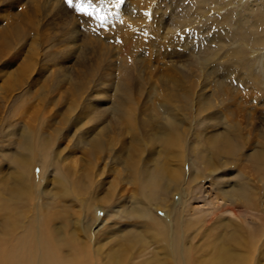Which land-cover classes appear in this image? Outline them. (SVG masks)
<instances>
[{"label": "bare ground", "instance_id": "1", "mask_svg": "<svg viewBox=\"0 0 264 264\" xmlns=\"http://www.w3.org/2000/svg\"><path fill=\"white\" fill-rule=\"evenodd\" d=\"M219 1L221 0H124L122 5L123 9L120 11L118 7V11H119L118 13H120V15L122 16L124 15V17L126 16V18L124 19L129 18L132 21L133 20L136 21L135 23H132L130 22V20H128L129 31L123 33L122 34L123 37L133 38L134 32H131L130 30L132 29V26L135 25H138L139 27H145L146 29H148L151 26L153 28L154 21H155V25L159 26L157 27L159 29L167 25L166 26L167 32H164V34L161 33L162 35H159L158 32V36L156 35L155 37L148 39L150 41L148 43L150 44L154 42V44L155 43L157 44L159 40L166 39L165 43L166 45H168V49H165V54L168 55L170 59H173L175 55L181 59H184L183 57L185 58L194 57L196 59V62L195 64H192V66L195 67L197 73H193L194 72L192 71L193 69L191 70V68H189L190 66H187L185 64L180 65L179 67H177L176 64L175 65L173 64L174 67L176 66L173 69H175V71L179 73L176 76H172L173 78L171 80L173 86L172 85L168 86L170 88L171 93H173L174 97L171 98L172 95L168 97L170 93L166 92L167 94L164 93L160 95V98L162 99L160 101L157 100L158 101L157 103H155L153 100L152 101L150 100L151 96L147 97L146 102L148 104L143 105L144 108L142 110V113L143 112L146 113L147 116H144L143 118H140L139 121H136L135 118L136 109L133 106H129L128 102L130 100H132L131 102H133L134 99L133 94L135 92L132 91V86L130 84V81L132 80V82H134V80H136L138 76L133 77L132 75H130L132 73V70H130V65L126 64L123 61V65L120 67V72H119L120 75L118 76L116 83H114V81L109 83L111 87L114 88V93L116 94L115 97L116 100H114L113 102L109 101V104L105 103L103 108L104 111H106L107 117L108 118L111 117L109 121H106V119L103 120L100 119L98 113L101 112V110H99V112L97 110L95 111L97 106H99L101 103L97 102L93 104H88L85 101L84 103V105L86 106L85 110L78 115L76 120L74 118L71 121L73 117L70 118V116H72L71 113L75 111V108L80 107V106H76V104H73V106H71V104L70 106L66 104L64 112L63 113L61 112L62 117L56 120L59 122L58 124H62L63 126L64 124L66 126L70 125V127L74 129L75 128L78 129V131L81 133L77 131V133L71 134L70 132H68V128L65 127H63L62 129L58 128L56 127L58 125V124L56 125V121H54L56 126L53 125H52L53 127L51 126L53 129V131L52 129L51 131L56 135L57 137V138L55 137L56 139L59 140L60 138H62V134L60 137V133L64 132L65 130L67 135L64 136L69 137V135L71 134V137H73L70 140L72 141V144L74 143L83 144V148L85 149L86 154H88L89 156H95L96 158L98 157V159L100 158L104 159L105 158L104 155H106V153L108 152L110 154V156L108 157V164L112 163V164L121 165V167L124 170V173H121L119 172V170H115V168L111 169V171L113 170V173L115 172L117 176L119 175V179L120 176L121 179L122 177L123 179L124 178L127 179L129 174H131L134 177L137 184L136 196H134V199L130 203L126 202L125 205L124 202H122L120 203V205H118L117 210H115V213H112L113 215L111 216L113 219V226H109L108 229L104 228L103 230H99L98 232L92 231L91 225L94 223L95 220H93L92 218H91L92 221L89 220L88 213H90L92 209H90L89 207L90 204L88 205L87 203H86V205H88L86 208L87 210L85 209L84 210L85 212L82 210L84 212L83 217L82 216L80 217V215H82L80 212L81 210H78L79 211L78 217L70 221L63 220L61 222L59 220L60 225L59 226L57 225L58 227L53 226L51 224V220L53 219L50 220V218L46 217L45 215L43 219H39V217H37V214L31 216V213L26 223L21 222L22 212H20L19 207L21 205L24 206L27 203L28 199H31V194H32L31 185L33 184L32 181L34 180L32 173L33 165L37 164L38 161L40 162L41 168H44L46 165L48 166L47 162L50 160L51 151L53 152V163L55 166L59 164L58 161L60 158L62 162L66 161L65 163L67 167L66 171L63 172L57 167L55 169V174H58V179L53 178L57 182V186L60 187L62 192L69 193V195H71L72 197L73 196L76 197V195H78L81 191H83V187L85 188L84 184L83 186L80 184V178L81 180L87 178L88 180H91L93 179V177L91 178V176H93L94 174L90 173V171L92 170V166L88 161H85L86 164H84L83 168L81 170L79 168L78 170L77 169L78 159L74 158L75 155H73V153L68 149L69 146L60 147L58 143H56L57 142L56 139L53 140L51 135L48 134L49 131L47 132L46 130V126L50 125V120L49 123L48 120H46L48 117L43 118L42 116H39L38 117L39 119L37 120L36 124L27 125V127L24 125L25 126L24 129H21L23 128V126L19 128L21 130L18 135L19 142L15 146L16 148L13 149L12 147L9 149H5L3 150L4 153H2L5 159L7 160V162L9 163V165L10 164L12 165V168H14V170L12 172L13 175L11 177L12 181L11 184H9V186H7L8 185L7 179L5 180L0 179V216L3 215L0 226V264H98V261H100L101 257H98L97 254L100 251L103 245L102 241L104 240L102 239V234H104V232L106 231L107 232L109 231L110 234H113L116 231L117 234L118 233L117 229L119 228L118 227L114 228V226L120 223L119 222L120 217H125L133 221L139 220V222L137 223L140 225L139 227L141 226L145 227V229L149 231V234L157 237L158 239H161L163 243H165L169 247L168 249L170 251H168L167 249L165 251V256L168 258L165 261L157 262L156 264H257V262L255 261L254 254L257 251L256 249L258 248L257 247L258 241L260 240L261 235L264 233L262 232L264 230V225H263L264 220L262 219L260 222L258 221L259 222L258 223L254 219L247 220L246 218H244L243 220H241V222L243 224L245 223L244 225L249 224L250 225L248 226L249 228H245L240 223L238 225L236 224V226H238L239 228V232L236 233L235 231L226 236L219 235L220 237L218 241L216 240V242H214L212 246L214 248V251L209 254V257L207 259H200V257L195 254L197 248H195V246L192 247L191 244H189L192 240L191 241L188 240L189 243L184 241L185 238L184 234H186L191 229V227H193L194 222L198 223V221H194V222L183 221L184 215L186 213L188 215L190 213H193L192 210L194 209V206H192L188 201L189 200L188 195L190 194L188 191L189 183L195 182V180L199 178L200 176L199 174L202 173L198 171L197 172L192 171L193 167H195L194 163L196 164L202 163L203 164L202 171L204 170L209 175V173L213 174L215 172L216 173L218 172L217 171L218 166L214 163V159L218 160L225 158L221 163H219V167H225L227 166L226 159L235 158L237 157V155H239L253 162L255 166L253 165L252 166L256 168V171L263 173V175L262 174L261 175L264 178V129L262 128L259 129L261 131L258 132L259 136L258 135L257 136L260 137V139H258V141L256 140V142L253 143L250 140V138L252 137L250 135V132L243 133V127L240 125V123L234 120V112L230 108V104L224 103V99H225L224 89L228 91L226 93L228 96L230 94H233L238 88H244V89L251 88V89H255L257 92L258 88H261L263 86L264 56H262L261 58L260 56H256L257 54L256 52L251 51L252 53L250 54L249 51L250 55L249 57H246L247 58L246 60L239 48L234 49L233 51H229L228 55H226L227 57L219 55V50H221L224 46L228 45V43L237 36L242 37L244 40L248 41V43H252L253 45L260 46L264 44V0H261L262 1L261 4L262 7H260L261 9L256 13H252L254 20L252 21L251 19L252 22H251V26L249 25L250 28L247 29L245 23L249 19L251 12H249L248 15L244 14L236 18L235 25L237 28L235 33H230L228 31V28L224 26L225 25L224 16L219 17L216 15H212L205 24L201 23L204 15L206 14V12H208V10H205L204 7L208 5V3L213 2L214 4ZM39 2H41L39 3V5L48 8V10L50 8L49 6H53L51 2L48 3V0H43V1L39 0ZM96 5L97 7L99 5H103V1L99 0ZM135 8L136 11H134ZM64 10L66 9L64 8ZM114 14L116 13L114 12ZM115 16H117L116 19H120L118 15ZM146 16H151L152 21L146 22L145 21ZM110 18L109 20L111 21L112 28L116 29L117 25L114 26L115 18L114 21H112V19ZM197 19L198 21H196ZM139 20L141 21L139 22ZM184 28H187L185 33L183 31ZM135 30L136 29H133V31ZM180 30L182 32L181 37H179ZM72 32L73 30H69L65 32L66 35L65 40L67 42L70 41L75 42L77 40L76 34H73ZM93 39L96 40L95 38ZM215 41L217 43H220L217 45V48L211 49L210 47H208V45L216 43ZM88 42L91 43V46L89 47L84 45V49L82 50L83 52L80 51L81 55L79 57L83 56V59L84 56H86V54L84 55V53H88L90 50L93 53L92 54L93 57L99 55L96 54L97 51H100L99 50L100 48L99 49L97 48L96 43H95L96 46L93 45L92 44L93 42L90 37L86 43L88 44ZM141 42L142 41H140V43ZM110 44L111 43H109V45ZM158 44H160V42ZM174 46H176V48ZM177 46L184 47L185 51L179 50ZM153 48L156 47L153 46ZM108 52H106L105 50L104 54H108ZM97 60L99 64V61L101 60H99L98 58L96 59V61ZM84 63L85 62L83 60V64ZM39 72H37V74H39ZM63 72L64 71H62L61 75L65 77V81L69 83L71 86V90L69 88L67 90L77 93H79L80 88L82 89L85 87L84 86L85 83H89V80H91L87 76L91 77L92 75V74L87 75L85 74L86 72L85 73L82 72L79 74V71H77L76 74L78 75L75 76V78L73 77L69 79L70 76L66 72L64 73ZM198 72L204 73V76H202V74H199ZM195 74L198 75L196 77L197 80L196 78L195 80H192L191 77H193ZM28 75L29 74H27L26 76ZM224 75L226 76V78L223 77ZM200 76H202V78L199 81L198 79L200 78ZM178 77L188 79V82L189 83L191 82V85L189 86L191 90L193 89L195 90L198 87H200V89L204 91L206 87L211 86L212 91L207 94H205L202 91L197 95V98L195 97L196 99H193V97L191 96L184 95V98L180 97L179 98L180 101L176 102L177 100L176 92L179 90V88H182L180 86L181 83ZM107 78L110 79V74L109 75L107 74ZM161 78L163 79V77ZM44 80L46 81L47 79ZM61 80L62 79H59L57 83L58 84L61 83ZM6 81L9 80L7 79ZM11 82L12 81H10V83ZM161 82L166 89V86L168 84L166 83L165 79L161 80ZM20 84L22 86L25 85L28 87V85H26L27 82H24V84L18 82V86ZM43 87H45L44 84ZM38 91L40 92V90ZM103 91H105V89L100 88L97 90V93ZM82 92L85 93L84 91ZM136 92L141 94L139 91ZM157 94L159 93L154 91V95L157 96ZM256 94H258V92ZM26 95H27V89L25 94V97L27 98L24 99L28 100L29 97ZM255 96L256 98L259 99V101L262 104H264V90L262 92V95L259 94L258 97L257 95H253V97L251 98H254ZM77 97L78 94L76 98ZM31 98H35V96L30 97V99ZM247 98L248 99L246 100V104H248L250 101V98L249 97ZM56 99L50 98V101L53 103V101H55ZM58 101L60 102V100ZM149 101H151L150 104ZM166 101L168 103L165 104L164 102ZM74 102L76 101H73L72 103ZM182 102H184L185 105L181 104ZM20 104H22L23 106L26 105L25 103H21V102ZM60 104L62 103L60 102ZM180 107L182 108L186 107L185 111L192 110V107H194L196 115L205 112V115L201 117L202 118L201 122H203L204 125L196 133H193L194 135L193 137L196 139L200 137H204L205 142L208 145V151L206 150V152H203L202 149L196 148L195 144H193L194 146L191 145L190 148L188 145L185 146L186 145L185 140L187 139L184 140V138H186L187 134L190 133L192 134L193 127H192V122L187 121L185 112H183ZM217 109H219V112ZM58 110L59 109L57 108V113ZM61 111L63 110L61 109ZM52 115L54 114H51V116ZM251 116H252V112L249 110L248 107V110L246 109L244 113L245 122L246 125L249 126L250 131L251 130L253 131V129L256 128V126H254L255 125L254 122H251ZM80 118L86 120V122L84 121L82 124ZM92 119L93 120L99 119L101 121H97L96 123H93L91 122ZM261 120L264 121V117L263 118L261 117ZM86 123L87 124L93 123V124L90 125V127L88 126L84 129V124L86 126ZM9 125L11 126V124ZM62 125H58V126L62 127ZM16 130L14 129L15 132ZM206 130H209L208 133ZM126 132L130 134L129 141L125 140L124 134ZM8 134L9 133L5 134L4 136L8 138L7 136ZM1 136L3 137L2 134ZM6 144H8V142H6ZM9 144L12 145L14 144V142H10ZM249 145H252V150L248 153L247 152L245 153L243 151V148ZM184 148H188L190 150V153L194 157L193 159L194 162L191 161V163L188 162L184 163V159H185L184 158L185 156L183 154L185 151ZM136 154L145 155L147 157L146 158L147 161L145 162L146 165L143 166L140 165V167L139 165H135V163L138 162L140 163V161H142L140 159L137 160L133 159L134 155ZM186 166H187L188 174H186L185 176ZM104 168L102 167V169ZM127 170H130L128 174L127 172H125ZM108 171L110 172L109 169ZM222 174L223 173H221L222 177L227 175V173L224 175ZM229 174L230 173H228V175ZM78 176L81 177L78 178V180L76 181L74 180L75 181L74 184V181L72 179L77 178ZM235 177L237 178L236 183H233L231 186L229 185L230 186L229 189L223 190V194L226 195L227 199H231V200L237 199V200H241L242 203L245 202V205L243 204L244 212L246 213V215H253V214H249L251 210L254 209L256 210L257 208V202L251 200L253 191L251 193V191L248 190L249 184L246 180H243V175L238 173L235 175ZM122 182H124V180ZM114 186H115V182L112 180L109 185V190H111ZM90 187L93 188L92 186ZM96 189L99 190L97 187ZM177 194L182 195L181 205L178 208L179 210L177 209L172 213L173 205L179 201L178 200L179 196H177ZM257 194L258 193H256L255 195ZM6 195L7 197L4 198V196ZM34 196L37 197L36 195ZM192 199H194L193 194H192ZM98 200L99 201L106 200L105 195H103V198H99ZM83 201L84 200H82L81 203H83ZM210 201L212 200L210 199ZM34 205L35 207L36 206L38 207L36 203ZM101 205H103V203ZM25 207L27 206L25 205ZM234 208L231 206V208H228V211L229 213H232L234 216H237L236 214L237 211H235ZM159 209H161L162 211ZM168 216L173 217L172 229H169ZM80 221H83L82 226L80 225L81 230H79L78 228V223ZM223 224L227 225L226 223ZM118 236L119 238L116 240L118 243V247L116 249L106 252L104 257H103L104 254L102 255V257L105 258L104 259L105 261L104 262L102 261L103 263L101 262L102 264L155 263L156 257L154 256L136 263L130 262L131 261L130 249H132L136 244L141 243L143 241V237L139 232V229L136 230V229L128 228L126 233L124 234L120 233L118 234ZM90 237H93L94 241L97 242L96 244H98V246L96 249H92V247L87 244ZM105 237H108V235H105ZM147 239H149V237H147ZM112 241L114 240L111 239V242ZM238 247L243 248V251L238 252L235 249ZM162 249L164 248L162 247Z\"/></svg>", "mask_w": 264, "mask_h": 264}, {"label": "rangeland", "instance_id": "2", "mask_svg": "<svg viewBox=\"0 0 264 264\" xmlns=\"http://www.w3.org/2000/svg\"><path fill=\"white\" fill-rule=\"evenodd\" d=\"M98 1L99 0H91L92 4L96 8L100 9L99 15L106 18L104 19L103 23H101L100 20L96 19L95 13L93 14V16L92 15L88 16V15H85L84 13L76 12L75 4L77 0H73V7H69L67 3L65 2V0H48V3L51 2V4H53V6H49L51 8V9L49 8V10L48 8H45L39 5V3H41L39 2V0L37 1L35 0H0V93L3 92L0 94V169H1L0 179H4V180L7 179L8 180L7 186L11 184V181H12L11 177L13 175L12 172L14 168H12L11 164L9 165V163L3 156L2 154L4 153L3 150L9 149L12 147L13 149H15L16 148L15 146L19 142L18 135H19L20 130L24 129L25 126L27 127V125L36 124L37 120L39 119L38 118L39 116H42L43 118L48 117L46 119L48 120V123L50 120V125H49L50 127L46 126V130L47 132L49 131L48 134L51 135L53 140H55L57 137L52 132L53 131L52 127L56 126L59 123L56 120L62 117L61 114L64 112L66 104H68L69 106L70 104L71 106H73V104H76V106H80V107L75 106L76 108L74 107L75 111L71 113L72 116H70V118L73 117L71 121L74 118L76 120L78 115L85 110V107H86L84 105L85 101L88 104H93L97 102L101 103L99 106H97L95 111L97 110L99 112V110H101V112L98 113L100 119L102 120L106 119V121H109L111 119V117L109 118L107 117L106 111H104L103 108H104L105 103L109 104V101L113 102L114 100H116L115 99L116 94L114 93V88H112L109 83L113 81L114 83H116L118 76L120 75L119 74L120 67L123 65V61L126 64L130 65V70H132V73L130 75H132L133 77L138 76V78L134 80V82H132V80L130 81V84L132 86V91H135V92L133 94V98H134L133 102H131L132 100L128 102L129 106H133L136 109V115H135L136 121H139L140 118L147 116L146 113L144 112L142 113V110L144 108L143 105L148 104L146 102L147 97L151 96L150 100L151 101L153 100L155 103L158 102L157 100L160 101L162 99L160 98V95L166 92L170 93L168 97H170L171 95H172L171 98L174 97L173 93H171L170 88L168 86L169 85L173 86L172 80H171L173 78L172 76H176L179 73L176 72L175 69L173 68H175L176 66L179 67L180 65L185 64L187 66H190L189 68H191V70L193 69L192 70L194 71L193 73H197L195 67L192 66V64H195L196 62V59L194 57H188V58L186 57L187 59L183 57L184 59H181L175 55L173 58L174 60H173V59H170L169 56L165 54V49H168V45H166L165 43L166 39L159 40L160 44H158L159 42L157 44L156 43L154 44V42L150 44L148 43L150 42L148 39L153 38L156 35L158 36V32H159V35H162L164 34V32H167L166 30L167 25H165L163 28H160V29L157 28L159 26L155 25V21L153 22V28L151 26L148 29H146L145 27H139L138 25H135V26H132V29L130 30L131 32H134L133 34L134 39L129 38V37L125 38L122 36V34L129 31L128 30V27H129L128 20L130 19L129 18L124 19L126 18V16L124 17V15L122 16L120 15V13H118L119 12L118 7L120 11L123 9L122 5H123L124 0H120V1L119 0H102L103 5H99L97 7L96 4L98 3ZM261 4H262L261 0H221L214 4L213 2L208 3V5L204 7V9L208 10V12H206V14L204 15L201 23L205 24L212 15H216L219 17L224 16L225 17L224 26L228 28V31L230 33H235L236 28H237L235 25L236 18L244 14L248 15V13L251 12L249 19L245 23V26L248 29L251 26V22L254 20L252 13L258 12L261 9L260 7H262ZM64 8L68 12L64 10ZM87 11H91V9L89 8L87 9ZM134 11H136V8ZM114 12L116 14H114ZM115 15H118L120 19H116L117 16ZM109 18L112 19V21H114V18H115L114 26L117 25L116 29L112 28L111 26L112 24ZM151 18H152L151 16H146L145 21L151 22L152 21ZM198 19L196 21H198ZM135 20H138V19H135ZM140 21L141 20H139V22ZM130 22L135 23L136 21L130 20ZM209 24H210V21H209ZM133 29H136V30L133 31ZM69 30H73L72 33L76 34L77 40L75 42H71V41L67 42L65 40L66 38L65 32ZM110 30H111V33H110ZM181 30L179 31V37L182 36ZM186 30L187 28H184L183 30L184 33ZM111 34H113L114 36ZM89 37L91 38L93 42L92 44L95 45L96 43L97 48L98 49L100 48L99 49L100 51H97L96 53L97 55L98 54L99 55L96 57H93L92 56L93 53L90 50L88 53H84V55L86 54V56H84V59H83V56L79 57L81 55L80 51L84 49V45L89 46V47L91 46V43L89 42L88 44L86 43ZM93 38H95L96 40H94ZM140 41L142 42L140 43ZM109 43L111 44L109 45ZM218 44L220 43L216 42L211 45H208V47H210L211 49H215L217 48ZM108 46L111 48H109ZM153 46L156 48H153ZM257 46L258 45H253L252 43H248V41L244 40L242 37L237 36L233 38V40L230 41L228 45L224 46L221 50H219V55L227 57L226 55H228L229 51H233L234 49L239 48L246 60H247L246 57H249V55L252 52H256L257 53L256 56H260L262 58V56H264V44L258 47ZM174 47L176 48V46ZM178 49L181 51H185L184 47L182 46H179ZM105 50L106 52L109 51L110 53L108 52V54H104ZM249 51H250V54H249ZM95 58L96 59L98 58L99 60H101L99 61V64H98V60L96 61ZM83 60L85 62L84 64H83ZM173 64L174 65L176 64V66L174 67ZM76 70L79 71V74L82 72L84 73L86 72L85 74L87 75L92 74L91 77L87 76L91 80H89V83L84 84L85 86L84 88L79 89V93L70 91L71 90L70 84L67 83L65 81V77L61 75L62 71H64L70 76L69 79L73 77L75 78V76L78 75L76 74L77 73ZM24 72H27V73H24ZM37 72H39V74H37ZM198 73L204 76V73H200V72ZM27 74L29 75L26 76ZM107 74L108 75L110 74V79L107 78ZM16 75H17V78H16ZM37 75H38V78H37ZM197 76L198 75L195 74L193 77H191L192 80H195ZM202 76H200V78L198 79L199 81L201 80ZM161 77H163V79H165L166 83L168 84L166 86V89L161 82V80H163ZM223 77L226 78L225 75ZM7 79L9 81H6ZM44 79H47V80L45 81ZM59 79H62V80H61V83L58 84L57 81ZM178 79H180L179 80L181 83L180 86L182 88H179V90L176 92V95H177L176 102L180 101L179 99L180 97L184 98V95L191 96L193 97V99H196L197 95L203 91L200 89V87H198L195 90L194 89L191 90V88L189 87L191 85V82L189 83L188 79L180 78V77H178ZM10 81L12 82L10 83ZM18 82H21L22 84H24V82H27L26 85H28V87L25 85L22 86L21 84L18 86ZM43 84L45 87H43ZM4 87H6L7 89ZM9 88H12V89H9ZM68 88L70 90H67ZM100 88L105 89V91L97 93V90ZM26 89H27L26 96L29 97L28 100L24 99V98H27L25 97ZM36 90H37V93H36ZM38 90H40V92ZM81 90L84 91L85 93H83ZM263 90H264V84L261 88H258L257 90L258 94H256L257 92L255 89L238 88L233 94H230L227 96L226 93L228 91L224 89V95H225L224 103L230 104V108L234 112V120L240 123V125L243 127V133L250 132V135L252 136L250 140L253 143H255L256 140L258 141V139H260V137H258L259 136L258 132H260L261 130L259 129L260 128L264 129V121L261 120V117L262 118L264 117V104H262L259 101V99L256 98V96L254 98H251V97H253V95H257V97L259 94L262 95ZM136 91H139L141 94H139ZM154 91L159 94H157V96L154 95ZM211 91L212 90L210 86V87H206L203 92L207 94V93H210ZM77 94H78V97L76 98ZM46 95L48 98L46 97ZM33 96H35V98L30 99V97H33ZM247 97L250 98V101L248 104H246V100L248 99ZM50 98H55V99L57 98L56 99L57 101L55 100L52 103L50 101ZM41 99H44V100H41ZM58 100H60L62 104H60ZM73 101H76L77 103L76 102L72 103ZM151 101H149V104ZM20 102L25 103L26 105L23 106L22 104H20ZM164 103L166 104L168 102L166 101ZM181 104L185 105L184 102H182ZM248 107H249V110L252 112L251 122H254L255 123L254 126H256V128H254L253 131L252 130L250 131L249 126L246 125V122H245L244 113L246 109L248 110ZM57 108L59 109L58 113H57ZM180 108L183 112H185L187 121L192 122V127H193L192 134L191 133L187 134L186 138H184V140L187 139L185 140V144H186L185 146L188 145L190 148L191 145L194 146L193 144H195V147L198 149H202L203 152H206V150L208 151V145L205 142L204 137H200L197 139L193 137L194 136L193 133H196L204 125V123L201 122V119H202L201 117L205 115V112L196 115L194 107H192V110H187V111H185L186 107L184 108L180 107ZM61 109L63 111H61ZM217 110L219 112V109ZM51 114H54V115L51 116ZM255 116L258 118H256ZM82 118H80V121L83 124V122L84 121L86 122V120ZM54 121H56V125ZM97 121H101V120L99 119L91 120V122L93 123H96ZM9 124H11V126ZM18 124L20 125V127ZM92 124L86 123V126L84 124V129L88 126L90 127V125ZM58 125H62V124H58ZM58 125L56 127L61 128V129L63 127L68 128V132H70L71 134L77 133L78 131V129L76 128L74 129L70 127L69 124H68L69 126H66L64 124V126L62 125V127ZM12 126L14 127L17 126V127L14 128ZM22 126L23 128H21ZM11 127H12V130H11ZM13 128L15 130L17 129L16 132L14 131ZM206 131L208 133L209 130H206ZM4 133L5 134L9 133L7 135L8 138L4 136L5 135ZM1 134L3 135V137L1 136ZM61 134H62V138H60L59 140L56 139L57 141L56 143H58L60 147L69 146L68 149L73 153V155H75V157L74 156L73 157L78 159L77 160L78 170L79 168L81 170L84 164H86L85 161H88L92 166V170L94 169L93 170L94 173L92 170L90 171V173L94 174L93 176H91V178L93 177V179L88 180L87 178V179L81 180L80 178L81 176H78L77 178L72 179L73 181L74 180L76 181L78 180V178H80V184L82 186L83 184L85 185V188L83 187V191H81L78 195H76V197L75 196L72 197L71 195H69V193L62 192L60 187L57 186V182L53 178L58 179V174H55V169L57 167L63 172L66 171L67 169L66 164H65L66 161L65 162L63 161L64 162L63 163L60 158L58 161L59 164L55 166L53 163V152L51 151L50 160L47 162L48 166L46 165L44 168H41L40 162L38 161H37V164L33 165L32 173H33L34 180L32 181L33 184L31 185V193H32L31 199H28L27 203L25 204L27 207H25V205L24 206L21 205L19 207L20 212H22L21 222L26 223L31 213V216L34 214H37V217H39V219H43L45 215L46 217H49L50 220L53 219L51 220V224L53 226H57V225L59 226L60 221L61 222L63 220L70 221L78 217V212H79L78 210H81L80 212L82 215H80V217L81 216L83 217L84 212H85L84 210L90 204L89 207L90 209H92V211L88 213V217L90 221H92V219L95 220L94 223L91 225L92 231L98 232L99 230H103L104 228L108 229L109 226H113V219L111 216L113 215L112 213H115V210H117L118 205H120V203L122 202H124V204L126 205V202L130 203L134 199V196H136V193H137L136 181L131 174H129L127 179L126 178L123 179V177L121 179V176L119 179V175L117 176L115 172L113 173V170L111 171V169L115 168V170H119V172L124 173V170L121 167V165L112 164V163L108 164V157L110 156L108 152L106 153V155H104L105 157L104 159L102 158L98 159V157L96 158L95 156H89L88 154H86V151L83 148V144L81 143L72 144V141H70L71 138H73L71 137V134L69 135V137H65L67 135L65 130L64 132L60 133V137H61ZM124 135H125V140L129 141L130 134L126 132ZM1 139H4V140H1ZM188 141L191 143H189ZM6 142H8V144H6ZM10 142H14V144L11 145L9 144ZM184 149H185L183 153L185 156L184 163H187V162L191 163L194 157L192 156L188 148H184ZM251 150H252V145H249L243 148V151L245 153L246 152L248 153ZM146 158L147 157L145 155L136 154L134 155L133 159L142 160L140 161V163L139 162L135 163V165H139L140 167V165L142 166L146 165L145 164V162L147 161ZM224 159L225 158L218 159V160L214 159V163L218 166V169H217L218 172L217 173L215 172L213 174L209 173V175L204 170L202 171L203 169L202 163H198V164L194 163L195 167H193L192 171L194 172L198 171L202 173L199 174L200 176L197 180H195V182H192V183L190 182L188 186V191L190 193L188 195L189 197L188 201L192 206H194V209H193L194 211L192 210L193 213H190L189 215L186 213L187 216L186 214L184 215L183 221L184 222L185 221H191V222L198 221V223L194 222L193 227H191V229L186 234H184V237H185L184 241L188 242V240L189 241L192 240L190 243L189 242L188 243L191 244L192 247L195 246V248H197V250L195 251V254L199 256L200 259H207L209 257V254L214 251V248L212 247L213 243L216 242V240L218 241L220 236H223V235L226 236L235 231L236 233L239 232V228L238 226H236V224L238 225L241 223L245 228H249L248 227L250 226L249 224L244 225L245 223L243 224L241 222V220H243L244 218H246L247 220L254 219L257 222L258 221L260 222L261 219L264 220V207H263L264 206V178L262 176L263 173L256 171V168L253 167L255 166L253 162L239 155H237V157L235 158L226 159L227 166L219 167V163H221ZM97 160H98V163H97ZM102 167L103 168L105 167L106 169L105 168L102 169ZM108 169L110 170V172L108 171ZM129 171L130 170H127L125 172H127L128 174ZM101 172L103 173V175ZM95 173H96V176H95ZM221 173H223L222 175L227 173V175L222 177ZM228 173H230L231 175L229 174L230 175L229 176ZM238 173L243 175V180H246L248 182L249 184L248 190H250L251 193L253 191L251 200L254 202H257L256 210L254 209L255 211L251 210V212H249V214H253V215H246V213L244 212L243 209H244L245 202L242 203L241 200H237L234 198H232L234 200L227 199L226 195L223 194V190L229 189V187L233 183H236L237 178L235 177V175ZM98 174H101L102 176ZM186 174H188L187 166L185 170V176ZM112 180L115 182V186L111 190H109V185ZM123 180L125 183L122 182ZM75 181H74V184H75ZM88 185H89V188H88ZM90 186H92L93 188H91ZM96 187L99 190H97ZM94 189H95V192H94ZM256 193L258 194L255 195ZM192 194H193L194 199H192ZM34 195H36L37 197H35ZM103 195H105L106 200L99 201L98 199L103 198ZM177 196H179V199H178L179 201L178 202L176 201L177 203L173 205L172 213L173 211H176L181 205L182 195L177 194ZM256 196H257V199H256ZM6 197L7 195L4 196V198ZM210 199L212 201H210ZM82 200H84L83 203H81ZM238 201H240L242 204ZM100 202H102L103 205H101L102 203ZM35 203L36 205H38V207L37 206L35 207L34 205ZM86 203L88 205H86ZM231 206L233 208L235 207L234 209L235 211H237L236 212L237 216H234L232 213H229L228 208H231ZM105 208L106 209L108 208V209L106 210ZM24 213H25V216H24ZM2 216L3 215L0 216L1 217L0 226L2 222ZM119 220H120L119 221L120 223L114 226V228L116 227L119 228L117 229L118 230L117 234H116V231L113 234H110L109 231L108 232L106 231L104 232V234H102V239L104 240L102 241L103 245L99 251L100 253L98 252L97 254L98 257H101L100 261H98V264H102L105 261L104 260L105 258L103 257L105 256L106 252L116 249L118 247V243L116 241L119 238L118 234L126 233L128 228L136 229V230L139 229V232L141 233L143 237V241L141 243L136 244L132 249H130V253H131L130 262L136 263V262H139V261H142V260H145V259H148L154 256L156 257L155 258L156 261L155 263H152V264H156L157 262L165 261L168 258L165 256V251L166 249L170 251L168 249L169 247L165 243H163L161 239H158L157 237L149 234V231L146 230L145 227L143 226L139 227L140 225L137 224L139 220L133 221L125 217H120ZM172 223H173V217L168 216L169 229H172L173 227ZM223 223H226L227 225H224ZM82 224H83V221H80L78 223L79 230H81L80 225L82 226ZM262 232H264V230ZM105 235H108L109 238L105 237ZM147 237H149V239H147ZM111 239H113L114 241L111 242ZM96 243L97 242L94 241L93 237H90L87 244L91 246L92 249H96L98 246V244ZM230 244H233V243H230ZM162 247L164 249H162ZM257 247H258L256 249L257 251L254 254L255 261L257 262V264H264V233L261 235V238L258 241ZM235 249L238 252L243 251V248L241 247H238Z\"/></svg>", "mask_w": 264, "mask_h": 264}, {"label": "snow or ice", "instance_id": "3", "mask_svg": "<svg viewBox=\"0 0 264 264\" xmlns=\"http://www.w3.org/2000/svg\"><path fill=\"white\" fill-rule=\"evenodd\" d=\"M65 2L67 3V5L69 7H73V0H65ZM91 9V11H87V9ZM75 10L78 13H84L85 15L91 16L94 13L96 14V19L100 20L101 23H103L104 19H106L105 17H102L99 15V11L100 9L96 8L91 0H77L76 4H75Z\"/></svg>", "mask_w": 264, "mask_h": 264}]
</instances>
